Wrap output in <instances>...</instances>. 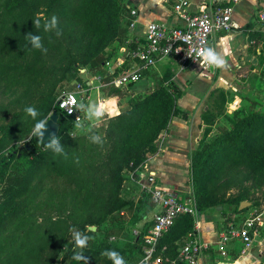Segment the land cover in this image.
I'll list each match as a JSON object with an SVG mask.
<instances>
[{
    "label": "trees",
    "instance_id": "1",
    "mask_svg": "<svg viewBox=\"0 0 264 264\" xmlns=\"http://www.w3.org/2000/svg\"><path fill=\"white\" fill-rule=\"evenodd\" d=\"M129 11L124 0H0V31L3 30L6 35L1 49L9 53L18 50L15 52L18 56L32 51L42 55L43 52L32 49L26 39V35L31 32L42 37L44 47L60 68L57 76V70L52 65L56 73L49 77L48 63L42 59L26 64L12 60L4 65L0 81L3 91L17 82L35 78L34 83L37 84L34 88L33 81L31 82V95L24 109L34 106L39 113L34 120L23 110L6 126L5 134L9 135L10 130L12 132L19 129L20 135H15L14 140L20 139L33 122L45 118L48 120L56 110L60 115L58 138L67 153V158L55 155L37 136L32 135L28 141L30 148L27 143L0 157V210L6 207V213L17 220L15 229L0 236V251L16 240V230L25 228L33 221L34 208L56 206L65 210L59 220L52 218L49 221L54 225L66 222L68 231L75 228L90 239L97 231L88 228H103L115 212H123L129 206L134 208L128 224L136 226L147 216L148 208H155L148 194L152 205L145 199H139L137 203L130 205L121 192L129 173L139 177L137 170L147 162V155L157 150L156 140L180 112L178 99L181 91L178 87L170 81L168 85L161 83L137 96L128 87L111 89L106 99H116L119 115L109 117L102 136L103 146L90 142L88 136L91 133L74 134L75 120L60 113L56 106V94L59 93L57 89L68 73L75 75L74 86L86 81L88 76L100 75L109 82L117 74L110 71L107 64L111 55L105 54V50L113 39L122 35H127V39L128 29L124 20ZM53 15L58 18L61 36H56L55 32L46 33L42 27L35 29L34 19L40 18L43 25ZM129 46L133 47L135 44L132 42ZM85 68L87 71L83 73L81 70ZM127 96L131 97L123 105L122 99ZM204 118L209 121L206 112ZM228 119L230 126H220V131L212 139L207 140L212 130L205 131V142L199 144L192 156V186L197 210L201 215L206 209L220 204L223 196L217 192V186L232 170L243 167L246 179L264 176V111L243 115L235 111ZM51 175L55 179L63 177L66 186L60 191L49 187L47 180ZM222 186L225 187L224 184L220 185ZM46 190L57 194L61 192L62 196L40 200ZM24 196L25 200L21 201ZM245 197L246 193L240 199H246ZM240 201L235 209L238 216L253 208L239 210ZM4 218L5 214H1L0 233L4 229ZM194 228L195 219L191 214H181L175 219L158 246L157 254L162 255L164 264H171L169 260L179 256L181 248L187 242L185 238L194 233ZM146 232L147 229L140 231L131 243L124 245L112 240L100 243L99 246L94 245L92 249L85 251L84 256L89 259L90 264H113L102 253L114 250L123 256L126 264H138L143 256L142 246ZM29 234V229L22 233V251L27 250L28 243L25 240ZM50 236L45 232L36 240V247L30 249L37 248L41 251ZM68 242L70 250L74 247V241ZM13 254H6V257L0 255V264L15 263L16 256ZM79 264H83V261Z\"/></svg>",
    "mask_w": 264,
    "mask_h": 264
},
{
    "label": "rangeland",
    "instance_id": "2",
    "mask_svg": "<svg viewBox=\"0 0 264 264\" xmlns=\"http://www.w3.org/2000/svg\"><path fill=\"white\" fill-rule=\"evenodd\" d=\"M127 25H129V22L127 23ZM255 32L256 43L251 45V59L253 58L254 50L256 55V59L254 60V62H252L253 60H249L239 67L230 69V71L228 72L223 71V74L214 67H211L210 70L206 71V73H203L202 70H199L202 69V66L199 63L194 68L198 69V72H196V74L191 78L184 79L182 82V86L178 85L176 81L173 80V74L171 76L164 75L163 77H160L157 74L153 75L155 81V84H153L154 88L161 83H165L166 85H168V83L172 81V83H174L181 91V95L187 93L188 100L186 103L188 107L191 108V112H187L185 110V112H187V114L185 115V112L183 110H180L178 115L172 118L168 128L165 129L156 140L157 150L154 153H149L147 155L148 158L146 161L148 163L151 161V159L158 156V154L162 151L164 145L168 144L166 143V138L168 136L167 134L168 131H170L169 129L171 127L172 121H175V118L185 119L186 121L190 120L192 122L193 116L198 111H204L207 113V117H209V120L214 119L213 126H211L210 128L205 127V129L202 131L200 137L202 141L201 143H197V145H199L205 142V140H203V137L205 136V131L207 129L213 131V133L207 139L210 140L216 134H218V132L220 131V126L229 127L230 121L228 118L233 114V112L239 111L240 114L243 115L245 113H251L254 111H264V32L261 31L260 27L257 28ZM126 36L127 35H122L117 39H113L109 46L106 48L105 54L111 55L109 64H107L108 66H113L114 68H116V64L118 63V61H120L118 60L119 56L122 57L121 60H124L128 57L130 46L127 45ZM5 37L6 35L4 34V31L1 30L0 81L3 76L4 65L12 60H18V62H23L24 64L34 63V60H45V62L48 63L49 67V77L56 73V71L53 70V66L56 68V75L58 76L60 68L58 64H55L56 62L53 60V56L51 55V53L47 52V54L43 53L41 55L35 51H32V53L30 54L18 56L15 54V52H18V50H15V52L11 53L6 52L5 50L1 49V45ZM258 49L260 50V54L258 53ZM112 59L114 62L111 61ZM144 76H146V74ZM74 77V73L70 72L67 74V78H65V80L60 83L57 89L59 93L56 94V98L59 97L61 92H63L64 90H70L74 88ZM37 79L39 80V78ZM142 79H144V77ZM142 79L139 82L134 83L133 85L127 86L130 92H132L135 96L144 94L152 90V88L150 89L149 87L142 90L141 86L144 85V83L147 81L146 79ZM31 82L33 83L35 88L37 83H34L35 78L32 77L30 79H26L25 82H17L11 88H6V90L4 91L1 88L2 85H0V157H2V155H4L5 153L14 150L15 148H21L23 145L28 143L32 136V129L34 128V125L38 120L33 122L27 128V131L20 139L16 138V140H14L15 135H20L19 129H14L12 132L10 130L9 135L5 134L6 126L13 121L17 114H21L23 112L25 103L29 100L32 90ZM103 84L104 85H102L100 89L95 88L94 90H92L91 99L89 100V102H97L98 96L101 98H106L110 90L115 87L110 83L108 84V81H103ZM130 97L131 96H127L122 99L123 105H126ZM115 100H112L114 101V104L115 102H117ZM59 112L62 113V110H60ZM190 114H193L192 117ZM109 117L110 116L106 115L105 118L99 123V125L93 129V131L101 136H104L107 124L109 122ZM83 123L87 127L90 122L85 120L84 117ZM74 131V134L76 135L90 134L79 130ZM27 145H29V143ZM196 149L197 147L190 150V161L188 164H181V168L173 170L176 172V175L181 176L183 182H185L189 186L188 195L191 196L194 201V189L192 186V156ZM131 176L132 173H129L126 177V180L130 179ZM221 184H224L225 187H220ZM47 185L49 187H52L54 190L60 191V189H62L64 185L66 186V182L63 177L55 179L54 175H51L47 180ZM220 185L217 186V192L220 193L221 196H223L220 204L206 209L203 213V215H205L206 221L212 223L217 231H223L225 228L230 227L233 224L238 226L242 221L249 217L250 211H252L253 209L264 208V176L258 177L256 179H246L244 169L243 167H240L236 170H232V172L228 173L226 177H223ZM121 193L124 199L128 203H130V205L132 203H137L138 199H145L148 201V203H150V205H152L151 201L148 200L149 198L147 197L145 189L141 185L139 187L138 194L135 197L131 196V194L128 193L125 183ZM244 193H246V199L242 200L240 199V197ZM56 194L57 193L55 192H49L46 190L42 194V196H40V200L57 197L59 198L62 196L61 192H58L57 195ZM23 200H25V196L21 198V201ZM239 201L240 203L244 201L252 202V205L247 207L246 209L250 207L253 208L238 216V214L235 212V209L239 205ZM32 204L34 205L35 202H33ZM7 211L8 210L6 207L0 210V215L5 214L3 222L5 230L3 229L1 231L0 236H5L10 230L16 228L17 220L14 218V216L7 214ZM33 211V221L29 222L25 226V228L16 230V240L13 241L11 245L1 250L2 252L0 251V255L3 257H6V254L9 253H15L13 255L16 256V262L13 264H79L80 261H76L72 258L74 252L76 251H82L84 255L85 251L92 249L94 245L99 246L100 243L108 242L111 240L118 241V243L121 245L131 243L137 235L135 232L136 230H138L140 233V231H146V229L151 226L156 209L148 208V210L146 211L147 216L136 226L128 224V221L131 219L134 213V208L129 206L126 207L123 212H115L107 220L106 226L101 229L97 228L95 230L97 231V233L89 240L87 247L83 250L76 249L74 247L68 250V241H73V237L72 233L66 228V222L60 223L59 225H54L51 221H49L52 218L53 220H59V218L64 215L65 210H60L55 206V208H34ZM26 229L30 230V234L25 240L26 243H28L26 244L27 250L22 251L20 247L21 236L22 233L26 231ZM260 230V235L255 238L253 246L249 251L246 252V254L250 252L251 255L257 257L258 259H261L260 264H263L264 226ZM45 232L51 234L46 246L41 251H39V249L37 248L35 250H31V247H36V244H38L36 240L40 239V237ZM189 237L190 236L188 235V237L185 238V241L188 240ZM234 242L240 243L238 252H241L242 254L241 250L243 245L239 239H233L227 243V252L230 250V247ZM203 254L205 255L206 259L203 264H218L219 261L228 262L225 259L217 258L218 256H221V253L218 251V244L211 245L210 248L204 251ZM204 255L202 256L204 257ZM169 262L171 264H186L180 260L179 256H175L172 260H169Z\"/></svg>",
    "mask_w": 264,
    "mask_h": 264
},
{
    "label": "built area",
    "instance_id": "3",
    "mask_svg": "<svg viewBox=\"0 0 264 264\" xmlns=\"http://www.w3.org/2000/svg\"><path fill=\"white\" fill-rule=\"evenodd\" d=\"M237 0H234L236 2ZM190 2L180 0L175 4L174 10L180 23L170 25L164 21L151 22L146 31L143 41H135V46L130 47L127 59H131L127 64V59L120 60L114 71L112 84L117 88H124L130 84L140 81L145 73L157 67L158 63L170 57H177L183 63H200V58L196 52L201 48L209 47L212 35L215 32L228 31L234 26L233 6L231 4L213 5L192 13L189 11ZM136 13L135 10L132 11ZM257 21L260 29L264 32V7L258 11ZM109 64V62H108ZM208 69L210 66H202ZM87 71V68H85ZM115 69V68H113ZM83 69V73H85ZM112 72V73H114ZM97 83V84H96ZM107 84V83H106ZM103 78L100 75H93L84 82H78L73 89L64 90L56 100L59 110L76 120L80 117L84 121V113L74 107V112L69 115L66 109H60V99L66 93L76 96L78 103L87 104L91 99L92 90L100 89ZM110 111L113 109L110 107ZM138 183L150 195L156 212L152 225L144 235L142 246L143 256L139 264H164L162 255L157 254L160 239L174 224L175 219L181 214H191L195 219L194 233H191L185 245L181 248L179 258L186 264H201L204 251L208 250L211 243L204 241L201 236L203 218L197 210L196 202L193 199L181 200L177 195L162 186L157 178V173L150 169L148 162L144 163L137 170ZM133 175V174H132ZM264 226V208L253 209L249 217L236 226L235 224L225 228L219 236L218 250L221 255L227 254V243L233 239L242 241V254L253 246L255 238L260 235V229ZM139 234V231H135Z\"/></svg>",
    "mask_w": 264,
    "mask_h": 264
},
{
    "label": "crops",
    "instance_id": "4",
    "mask_svg": "<svg viewBox=\"0 0 264 264\" xmlns=\"http://www.w3.org/2000/svg\"><path fill=\"white\" fill-rule=\"evenodd\" d=\"M179 1L180 0H124L127 8L130 10L128 16H126L124 20L125 27L128 29V39H126L127 45L129 46L130 43H134L135 41H143L146 35L147 27L153 21H164L170 25H178L180 20L175 13L174 7ZM188 1L190 2L188 9L192 13L198 12L206 7L217 5L219 3L231 4L233 6L232 18L234 26L228 31L215 32L212 35L209 43V47L215 48V50L221 55H224L223 50L225 48L228 49V54L225 56V59L227 60L226 67L224 69H218L219 72L223 74V71L228 72L230 69L239 67L249 60H253L252 62H254L256 55L254 50V55L251 59V45L256 43L255 31L260 27L257 21V15L258 11L264 7V0H237L236 2H234V0ZM133 10L136 11L135 14L132 13ZM128 22L129 25H127ZM258 53L260 54L259 49ZM121 58L122 57L119 56L118 60H121ZM130 60L131 59H127L126 63L129 64ZM111 61L114 62L113 59ZM197 64H199V62L183 63L177 57L164 59L158 63L157 67L145 73L146 76H144V79L147 81L141 86V88L142 90L148 87L150 89L154 88V74H157L160 77H163L164 75L171 76L173 74V80L176 81L178 85L182 86L184 79H189L194 76L196 72H198V69H194ZM108 67L111 72L119 70V68L113 69V66ZM210 69L211 66L208 69H204L202 67V69L199 70H202L203 73H206V71ZM103 81L106 80L103 79ZM97 100V102H100L106 100V98H101L98 96ZM107 100L112 101L115 99ZM187 100V93L183 94L178 99V104L181 110L191 112V108H189L186 103ZM110 107L113 109V112H119V106L117 105V102H115V104H111ZM190 115L192 117L193 114ZM204 115V111H198L193 116L192 122L190 120L186 121L185 119L175 118V121H172L171 127L169 129L170 131H168L167 134L168 136L166 138V143L168 144L164 145L158 156L151 159L149 162L150 169L157 173L159 183L170 190L173 194L177 195L183 201L192 199V197L188 195L189 186L183 182L182 177L176 175V172L173 170L181 168V164L189 163L190 150L199 146L197 143H200L201 141L200 137L202 131L205 129V127L213 126L214 120H205ZM212 133L213 131L211 134ZM137 184H139L138 178L133 176L125 181V186L127 187L128 193H130L133 197L138 194L140 185ZM202 218V239L211 243V245H217L220 233L222 231H217L212 223L206 221L205 215L202 214ZM239 247L240 243L234 242L226 256L221 255L217 258L225 259L228 261L227 263L238 262L239 264H260L261 259L251 255L250 252L247 254H241V252H238ZM205 260L206 259L204 255V257L202 256L201 264H203ZM221 263V261L218 262V264Z\"/></svg>",
    "mask_w": 264,
    "mask_h": 264
},
{
    "label": "clouds",
    "instance_id": "5",
    "mask_svg": "<svg viewBox=\"0 0 264 264\" xmlns=\"http://www.w3.org/2000/svg\"><path fill=\"white\" fill-rule=\"evenodd\" d=\"M33 24L36 30L43 28L44 32H55L56 36H61L62 31L59 29V21L58 18L53 15L50 20H46L43 25H41L40 18H36L33 20ZM26 39L31 45L32 49L39 50L44 54H47L48 49L44 47L42 42V37L40 35H34L29 32L26 35ZM224 55L218 53L215 48L206 47L201 48L196 52V56L200 58L201 66H211L217 69H224L227 64V60L225 56L228 54V49L225 48ZM83 71V70H81ZM62 101L59 103L60 109H66L67 113L71 115L74 112V107L78 109L80 112L84 113L85 120L90 122L86 127L85 124L81 121L80 117H77L74 122V127L76 130L91 133L88 136V139L91 143L103 146V138L101 135L95 133L93 129L99 125V123L105 118V116H113L119 115V113H115L110 111V105L114 103L111 100H103L100 102H89L78 103L75 95L71 93H66L65 97L60 99ZM25 113L31 116L34 120L39 115L38 110L34 106H27L24 109ZM49 120L41 119L37 121L32 129V135L37 136L41 141H43L44 132L46 130V125ZM45 147L52 151L55 155H61L67 158V153L65 152L64 145L61 143L58 136H53L47 143H45ZM79 161L77 160V163ZM69 231L72 233L74 248L83 250L87 247L90 237L76 230L75 228H70ZM102 255L106 256L110 259L113 264H126L123 256L114 250H106L102 253ZM76 261H83V264H90L89 259L83 255L82 251L74 252L72 257Z\"/></svg>",
    "mask_w": 264,
    "mask_h": 264
},
{
    "label": "water",
    "instance_id": "6",
    "mask_svg": "<svg viewBox=\"0 0 264 264\" xmlns=\"http://www.w3.org/2000/svg\"><path fill=\"white\" fill-rule=\"evenodd\" d=\"M84 71H86V69H84ZM59 119H60V115L59 113L55 110L51 113L50 117H49V121L46 125V130L44 132V136H43V143H47L53 136H58L59 135V131H60V123H59ZM28 148L29 145H27ZM252 202L249 201H244L241 203L240 205V210L246 209L247 207L251 206ZM89 230H96L97 227L96 226H90L88 228ZM221 264H239L238 262L235 263H227V262H222Z\"/></svg>",
    "mask_w": 264,
    "mask_h": 264
}]
</instances>
